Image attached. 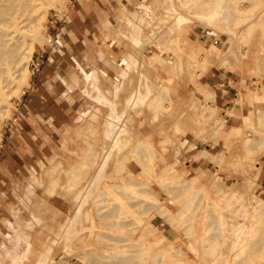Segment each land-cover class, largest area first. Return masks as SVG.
<instances>
[{
  "label": "rangeland",
  "instance_id": "rangeland-1",
  "mask_svg": "<svg viewBox=\"0 0 264 264\" xmlns=\"http://www.w3.org/2000/svg\"><path fill=\"white\" fill-rule=\"evenodd\" d=\"M226 1L214 3L219 11L213 20L203 18L211 0H143L106 21L105 37L117 46L100 56L107 68L98 70L105 94L113 98L127 55L140 63L128 73L119 110L137 89L140 72L157 89L120 123L130 131L127 144L115 149L106 176L90 194L85 226L68 238L67 225L60 228L74 215V196L111 148H103L102 137L109 109L84 92L93 86V64L79 84L91 114L66 132L34 188L13 189L0 264L19 260L28 242L33 251L20 264H34L49 247L46 264H264V184L254 176L257 167L264 170V0H235L234 20L223 19ZM69 3L43 1L42 43L27 51L29 85L21 77L26 87L19 95L12 90L15 81L0 105V148L18 114L31 106L36 58ZM213 75L215 83L228 86L207 85ZM224 89L233 110L224 106Z\"/></svg>",
  "mask_w": 264,
  "mask_h": 264
},
{
  "label": "crops",
  "instance_id": "crops-1",
  "mask_svg": "<svg viewBox=\"0 0 264 264\" xmlns=\"http://www.w3.org/2000/svg\"><path fill=\"white\" fill-rule=\"evenodd\" d=\"M217 1L211 0L209 10L203 18L213 20L216 17L219 7L215 8L214 3ZM138 2L143 0H70L68 12L53 21L51 42L36 58L34 64L32 90L29 93L31 106L24 107L18 114L17 121L9 130L7 140L0 148V250L4 244L5 220L9 219L6 205L12 203L14 199L13 189L34 188L33 181L37 179L36 175L51 160L66 132L81 124L91 114L86 96L79 84H82L83 80L89 76L95 63L92 81L89 83V87L93 84L92 89L84 88V92L96 104L109 109L108 116L104 120L102 137L103 148L108 146L111 148H109V156L105 155L101 159L93 178L77 190L73 199L74 215L72 218L67 216V222L62 224L60 229L64 230L67 225L68 238H71V233L74 238L85 226L84 209L90 201V194L98 189L106 176V170L115 149L121 150L127 144L124 142V137L130 131L126 124L119 126L120 123L129 109L147 103L157 89L154 80L147 73L140 72L137 89L130 90L126 94L124 106L119 110L117 98L124 88L128 73L140 63L134 55L126 56L127 62L122 65L119 78L113 82V98H109L100 85L101 78L98 70L106 68L100 56L101 54L110 55V51H114L117 46L112 36L105 37V23L107 20L111 22L120 11L128 10ZM142 4L144 3L138 5L136 13L141 9ZM235 4V0H227L226 6L220 9L224 20H234V17L239 14ZM140 22L149 23L144 17L140 18ZM133 29L136 32L141 30L140 26L135 25ZM123 55L124 52L120 62ZM214 77L216 76H208L205 83L228 86L226 81L215 83ZM223 91L224 106L228 110H233L234 105L228 99L230 96L228 90ZM193 163L200 164L197 160H193ZM254 176H257L264 184V170L261 167H257ZM82 205H84L83 208H81ZM81 209L80 221L74 224V218ZM20 239L21 237L17 235L16 241L19 242ZM50 250L51 247L39 251L34 264H46ZM32 251V245L28 242L27 253L19 260H13L11 264L24 262Z\"/></svg>",
  "mask_w": 264,
  "mask_h": 264
},
{
  "label": "bare ground",
  "instance_id": "bare-ground-1",
  "mask_svg": "<svg viewBox=\"0 0 264 264\" xmlns=\"http://www.w3.org/2000/svg\"><path fill=\"white\" fill-rule=\"evenodd\" d=\"M43 1L0 0V105L5 102L6 90L15 81L16 86L12 90L19 95L29 85L27 51L31 44L42 43L39 34ZM21 77L26 79V85L19 84ZM81 213L82 209L74 218V224L80 221ZM70 236L72 238L73 233Z\"/></svg>",
  "mask_w": 264,
  "mask_h": 264
}]
</instances>
